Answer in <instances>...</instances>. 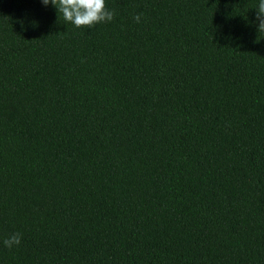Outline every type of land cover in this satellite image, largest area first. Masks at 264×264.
<instances>
[{"label":"trees","instance_id":"16d2710c","mask_svg":"<svg viewBox=\"0 0 264 264\" xmlns=\"http://www.w3.org/2000/svg\"><path fill=\"white\" fill-rule=\"evenodd\" d=\"M258 2L0 0V264H264Z\"/></svg>","mask_w":264,"mask_h":264},{"label":"clouds","instance_id":"9594fccd","mask_svg":"<svg viewBox=\"0 0 264 264\" xmlns=\"http://www.w3.org/2000/svg\"><path fill=\"white\" fill-rule=\"evenodd\" d=\"M44 6L53 5L59 15H62L65 22L75 27H86L91 29L94 25L111 22L116 13L106 7L105 0H41ZM256 10V21L258 22V33H264V0H259ZM142 13H137L133 19L139 23ZM258 40V39H257ZM22 240V233L10 234L3 240V245L11 249L19 246Z\"/></svg>","mask_w":264,"mask_h":264}]
</instances>
